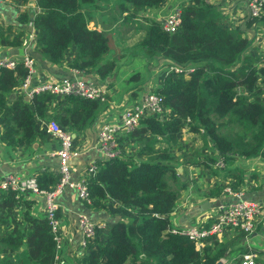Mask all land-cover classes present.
Listing matches in <instances>:
<instances>
[{
	"label": "trees",
	"instance_id": "obj_1",
	"mask_svg": "<svg viewBox=\"0 0 264 264\" xmlns=\"http://www.w3.org/2000/svg\"><path fill=\"white\" fill-rule=\"evenodd\" d=\"M96 1L33 0L39 12L30 18L19 13L16 21L20 29L16 32L10 24L0 25V45L19 47L24 25L30 22L38 52L31 55L37 61L43 62L42 56L49 64L58 65L72 50L68 67L94 72L103 82L109 77L115 79L116 58L111 57L108 28L88 25L93 19L92 9L98 8ZM104 1L107 4L102 7L111 4L117 15L111 13L102 26L112 21L121 25L130 21L135 31L141 30L135 52L146 68L166 64L165 68L192 70L186 76L182 72L159 73V83L152 91L170 108L169 117L159 120L146 115L137 128L120 132L121 138L139 145L138 160L115 156L96 161V172L86 182L90 203L80 201L88 209H105L113 218L107 217L111 224L88 240L76 264H214L227 250L223 239L207 238L203 248L197 250L186 236L167 231L169 214L191 181L186 166L178 162L172 149L180 147L182 120L188 118L190 130L201 138L206 135L213 149L224 156L226 168L222 170L212 167L213 157L207 160L210 173L219 179L233 177L228 167L235 157H258L264 161V87L257 83L258 76L264 80V69L255 68L259 58L252 54L246 36L252 29L251 21L228 27L218 7L204 0H191L192 3L172 8L160 20L141 18L140 12L158 7L165 0ZM175 10L179 11L178 27L172 33L162 30V20ZM25 72L20 61L12 68L0 67V142L11 148L29 146L34 140L44 142L48 136L37 121L52 117L61 128L74 133L75 143L91 127L105 103L76 95L57 97L48 92L33 93L28 101L20 94L8 100L7 94L17 87ZM133 74L138 79L139 73ZM128 78L135 80L132 75ZM114 79L103 85L108 88ZM132 82L135 88L142 86L139 79ZM51 107H55L53 112L47 114ZM231 127L236 131L231 132ZM199 128L203 133H199ZM205 143L211 147L207 140ZM193 156L185 160L193 167L206 160L201 151ZM200 157L203 158L199 160ZM178 164L182 165L179 173ZM236 171L234 187L242 182V170ZM58 179L56 171L42 170L35 175L39 190L51 189ZM260 186L262 195L264 174ZM221 187L215 186L209 195L217 197ZM18 198L16 190H0V210L12 208ZM3 214L0 224L4 223ZM59 216L57 209L55 217ZM240 236L244 233L238 232L234 237ZM247 250L241 248L239 252ZM55 257V241L46 218L30 228L13 227L11 232L0 234V264H57Z\"/></svg>",
	"mask_w": 264,
	"mask_h": 264
},
{
	"label": "crops",
	"instance_id": "obj_2",
	"mask_svg": "<svg viewBox=\"0 0 264 264\" xmlns=\"http://www.w3.org/2000/svg\"><path fill=\"white\" fill-rule=\"evenodd\" d=\"M189 2L192 3L191 0H185L182 4ZM204 2L216 5L218 7V10L220 11L228 27H234L235 25L245 22L246 20L251 21L252 29L246 34V36L250 42V50L252 54L259 58L255 68L264 69V11L258 18H247L243 0H204ZM175 7L174 5L170 4L169 0H165L158 7L141 11L140 16L141 18L149 17L155 20H160L165 15H167L172 10V8ZM100 8L101 7L95 10L92 9L93 19L89 21L88 24L92 28L100 29L102 27V22L107 18L103 12L99 11ZM110 8L111 7L109 5V9ZM37 12H39V10L34 4L33 0H1L0 25L5 26V24H10L12 31L16 32V30L20 29V25L16 21L19 13H25L30 18ZM24 28L25 30L22 37V44L16 48H7L0 45V58L6 57L9 59L19 60L23 55L31 57L34 60L36 69L33 83L37 80L41 81L46 78L57 79L69 75V67L67 66V63L72 57V50L68 51V54L65 55L64 59L58 65L49 64L45 59L42 58V56H40V59L43 60V62H39L31 55V53L37 52L35 46L33 45L34 29L32 28L30 22L26 23ZM112 56H114L113 53L111 54V57ZM161 66L166 67V64H162ZM83 73L90 77L94 83L100 86L103 85L104 82L114 79L113 77H109L108 80L106 79L103 82L99 80L94 72ZM128 79L129 78H127V76H124V73L118 72L116 73L113 83L115 84V82L121 81H125V83H122L119 88L116 86H109L108 88L104 86L108 93V101L105 103V105H103L99 115L92 123L91 127L82 132V134L78 136L76 142L74 143L76 148L79 149L80 154L78 157L73 158L70 162L71 181L76 180L80 176L87 162L93 158L96 160L100 159L99 155L90 148L96 139L98 127L106 122L116 125L121 109L138 100V93L141 97L143 93L149 90L152 91V89H150L147 85L149 81L144 82V85L135 88L133 87L135 86L133 85V82H128ZM260 82L264 83L262 76H258L257 78V83L259 84ZM158 83L159 75L158 80L156 81V86ZM144 86H148V89L144 90ZM16 92V88L9 92L7 94V99H13L16 96ZM133 92L136 93L133 94ZM262 98L264 99V95H262ZM51 106H53V102L51 103ZM54 108L55 107L49 108L47 114H51ZM37 123L40 125V120H38ZM113 138L117 147L120 148V156L126 157L127 155L125 154V149L129 145L128 138H121L120 131L118 130L113 132ZM55 146L56 142L54 140L48 139V137L44 142L34 140L29 146H22L18 148H11L0 142V179L6 175H12L16 178L35 176L37 172L42 170L55 173L57 160L51 155V151L55 148ZM236 158L241 161L243 166L245 163L246 168L243 169L241 166H237L234 169L232 165L234 164ZM255 163L257 162L254 158L246 159L235 157L233 158L232 164L228 167L232 169V173L234 174L233 177L230 178L227 176L223 179H219L210 173L211 166L208 161H204L203 164L199 166L192 167L193 172L191 173H195L197 176H200L201 181L198 182L193 178L192 181H189L188 187L180 193L178 199L175 202V208L172 211L174 213L172 216H170V220L181 223L182 226H188L195 222L198 217L206 216V213L211 211L214 207L210 206L207 209L201 210L197 207V205L204 201L211 202L217 198L214 195H209L215 186L221 184L222 187L220 190L226 185L231 186V184L235 182V175L238 173L236 169L242 170L241 180L246 181L247 179V182L243 183V186L241 182L240 184L236 185V188L234 187V189H241L243 197L245 198H247L246 196H249L248 199L264 201V194L261 195V191L258 190V188L261 187L260 185L262 182V177H260V179H255L256 181L249 180L247 177V175H250L248 174V168L253 167ZM257 164L264 165V161ZM263 174L264 171L262 172V175ZM17 193L19 198L17 199L15 205L8 210H0V215L4 213V223L0 224L1 235L11 232L13 227L23 229L30 228L34 225V222L41 221L43 218H45L44 203L40 195L30 192ZM56 201L60 214L59 233L63 240L60 250L56 252L57 263L76 264V262L79 261V259L83 256L77 255L79 242V233L76 226L77 214H85L89 219L94 221H104L106 225L111 224L108 221V218H113V215H109L105 209L96 210L93 208L88 209L84 207L82 202L76 198L74 189L68 186L63 188L62 192L57 196ZM190 206L193 208V210H195L192 217L191 215L189 216V214H184V211ZM192 218L196 219L193 221ZM208 223L209 222L207 221V224ZM261 227H264V216L254 231L246 238H244V236L235 238L234 236L237 234L235 232L229 231L225 233L222 239L224 243L227 244V250L225 251L224 257L219 258L221 261L220 264H239L240 254L244 253H240L239 251L241 248H245L246 250L253 248L247 245L244 246V243L247 242L249 236L256 235L257 233L260 234L262 231ZM255 251H257L259 254L261 259V261L260 259L259 261L261 264H264V249ZM68 258L70 259V262L67 260Z\"/></svg>",
	"mask_w": 264,
	"mask_h": 264
},
{
	"label": "built area",
	"instance_id": "obj_3",
	"mask_svg": "<svg viewBox=\"0 0 264 264\" xmlns=\"http://www.w3.org/2000/svg\"><path fill=\"white\" fill-rule=\"evenodd\" d=\"M243 2L248 17L258 18L264 11V0H243ZM179 23V11L175 10L162 20L161 29L172 33L176 30ZM16 61H20L26 69L24 76L18 81L16 95L20 94L26 101L30 100L33 93L36 94L39 92H48L57 97L76 95L98 100L103 103L108 101V93L104 85L100 86L94 83L82 70L69 67V75L57 79L46 78L33 83L36 72L35 63L27 55H23L19 60L1 57L0 67L12 68ZM191 70L189 67L168 66L165 74L168 71V73L171 72L174 74L182 72L186 76ZM261 86L264 87V83L261 82ZM119 113V119L116 125L106 122L101 124L97 129L96 139L90 148L99 155V158L121 157L120 148L117 147L113 138V132L115 130L128 133L137 128L139 120L146 115H153L159 120L163 117H169L170 108L161 103V98L158 94L149 90L143 93L138 101L132 102L124 107ZM188 122L189 119H185L184 125L180 130H185L186 126L188 127ZM40 123V128H44L48 138L56 142V146L51 151V155L57 160L55 171L59 176L58 182L51 189L39 190L36 186L35 176L16 178L12 175H6L0 179V190L10 188L19 193L30 192L42 197L44 215L50 231L53 234L57 252L60 250L63 240L59 233V219L55 217V212L58 209L56 198L62 192L63 188L68 186L74 189L76 198L89 204L90 199L86 182L89 177L94 176L96 172L95 163L100 159L96 160L93 158L87 162L80 176L76 180L71 181L70 162L80 154L79 149L73 143L74 133L61 128L56 119L52 117L40 119ZM199 131L202 132V129H199ZM128 144L125 149V154L126 152L137 151L136 143L129 138ZM133 158L136 159L135 157ZM213 166L219 169L224 167L223 157L218 153H216ZM190 168L191 166L188 165V169ZM180 169V167L177 168L178 173ZM192 178L198 182L201 181V177L195 173ZM218 199L219 205L207 212L206 216L198 217L195 222L188 226L175 227L170 223L167 231L186 236L193 242L195 249L200 250L203 248L204 241L207 238L214 237V239L220 241L224 234L229 231L235 233L242 232L244 233V238H246L263 219L264 201L245 198L241 190H233L228 186L223 187L219 192ZM194 212L195 210L190 206L184 211V214H189L192 217ZM173 213L171 212L169 216H172ZM207 221L209 222L208 224ZM76 226L79 233L77 254L79 256L85 249L88 240L95 237L96 231L106 229L107 225L104 221H94L89 219L85 214L78 213ZM55 258L57 262V254ZM259 259L260 257L257 252L247 251L240 254L239 264H261V259L260 261Z\"/></svg>",
	"mask_w": 264,
	"mask_h": 264
},
{
	"label": "rangeland",
	"instance_id": "obj_4",
	"mask_svg": "<svg viewBox=\"0 0 264 264\" xmlns=\"http://www.w3.org/2000/svg\"><path fill=\"white\" fill-rule=\"evenodd\" d=\"M184 1L185 0H169L170 4L174 5V7L175 6L180 7ZM104 3L107 4V2H105L104 0H97L96 1V6L98 8L101 7L99 9V11L103 12L104 15H106V17L110 16L111 13H112V16H116L117 12L113 10L112 6L109 9V5H111V4L106 5L104 8H102V5ZM149 9H152V8H148L147 10H149ZM102 27L108 28V32L110 33L109 40H110V46H112L111 54L113 53V55L116 58L117 73L118 72L124 73V76H127V78L129 75H132L133 79H135V75L133 73L138 72L139 73L138 79H139L140 83H142V85H143L144 82L149 81L147 85L149 86L150 89H153L156 86V81L158 80V75H159L160 71H163V73L165 75V71L167 70V68H165L164 66H159V68H156V69H148V68H146L143 60L138 58V56L136 55L135 49H137L139 42H140L141 33H142L141 30L135 31L133 29L134 24H132L130 21H127V22L123 23L122 25L117 23L116 21H112V23L106 24ZM138 79H135L132 81H137ZM132 81L128 79V82H132ZM122 83H125V81L115 82V84L112 83L111 87L116 86L117 88H119V86ZM138 85H140V84H138ZM238 91L241 92V88L238 87ZM119 95H120V93H119ZM137 97H139V99H140L139 93L137 94ZM163 116H165V114H163ZM235 131L236 130L234 128L231 129V132H235ZM179 133H180V136H179L180 147L177 148L175 146V147H173L172 150L174 152V155L177 156L176 158H177L179 163H184V165H190L191 166L190 169H188V168L186 169L187 170L186 174H187V177L191 178V181H192L193 180L192 179L193 173H191V172H193V169H192L193 165L187 164L185 162V160L187 158H191V156L193 154H194V156H198L199 151H201L203 156H204V159H206L204 161L207 162V160H210V158L214 156L215 150L208 148L207 144L205 143V140H207L208 145L213 146L208 137L201 138V136L197 135L195 132H191L189 127H187V126H186L185 130H180ZM187 137H189V138H187ZM136 145H137V150H138L139 145L137 143H136ZM211 152L213 154H211ZM126 155L131 156V157H135L137 160L139 159V157L137 156V151L126 152ZM126 157H123V158H126ZM141 158H144V157H141ZM202 158L203 157H200L199 160ZM254 159L256 160L257 163L263 162V160H261L258 157H255ZM247 163H249V162H247ZM257 163H255V165L253 167L248 168V174H250V175H247V177L249 180L256 181L255 179H260V177H262V172L264 171V169H263L264 165L263 164H257ZM201 164H203V162ZM180 166H182V165L181 164L177 165V167H180ZM237 166H241V168H243V169L246 168L245 163L243 166L241 161L236 158L232 167L235 169ZM230 182H231V180H230ZM242 182L243 183L247 182V179H246V181H242ZM230 187L232 189H234L233 183L231 184ZM235 188H236V186H235ZM121 218H122V216H121ZM195 219L196 218H194V219L192 218L193 221ZM170 223L172 225H174L175 227H181L182 226L181 223H178L176 221L173 222L172 220H170ZM261 230L262 231L260 234L257 233L256 235L249 236L247 239V242L244 243V246L247 245V246L253 247L256 250L264 249V227H261ZM67 260L70 262L69 258Z\"/></svg>",
	"mask_w": 264,
	"mask_h": 264
},
{
	"label": "clouds",
	"instance_id": "obj_5",
	"mask_svg": "<svg viewBox=\"0 0 264 264\" xmlns=\"http://www.w3.org/2000/svg\"><path fill=\"white\" fill-rule=\"evenodd\" d=\"M259 85L261 86V82L259 83ZM262 87V86H261ZM185 119H188V118H185ZM185 119L184 120H182V126L184 125V122H185ZM190 122V121H189ZM189 122H188V127H189ZM181 126V127H182ZM189 129H190V127H189ZM199 129H202V128H199ZM191 131V130H190ZM192 132V131H191ZM197 135H199V136H201L200 134H198L197 132H195ZM199 133H203V129H202V132H200L199 131ZM205 138H206V135H205ZM212 147V146H211ZM210 147V148H211ZM211 149H213V147L211 148ZM215 153H214V156H213V161H212V163H211V165H212V167H214V168H216L215 166H213V163H214V161H215V158H216V153H218L219 155H221L222 157H223V162H224V167L223 168H221V169H219V168H216V169H219V170H222V169H225L226 168V163H225V161H224V156L222 155V154H220L217 150H215L214 151ZM211 154H213L212 152H211ZM210 164V163H209ZM186 167H188V165H185ZM182 166H180V168H181ZM178 168V167H177ZM181 170V169H180ZM226 186H228V185H226ZM225 186V187H226ZM228 187H230V186H228ZM231 188V187H230ZM233 190H241V189H233ZM242 191V190H241ZM218 197H219V195L217 196V198L216 199H218ZM215 199V200H216ZM215 200H213V201H211V202H214ZM219 200V199H218ZM213 207V206H212ZM174 208H175V206H174ZM173 208V209H174ZM169 225H170V216H169ZM219 260V259H218Z\"/></svg>",
	"mask_w": 264,
	"mask_h": 264
},
{
	"label": "water",
	"instance_id": "obj_6",
	"mask_svg": "<svg viewBox=\"0 0 264 264\" xmlns=\"http://www.w3.org/2000/svg\"><path fill=\"white\" fill-rule=\"evenodd\" d=\"M219 205V200L216 199L214 202H209V201H204L200 204L197 205L198 208H200L201 210L207 209L210 206L216 207ZM220 260H217L214 264H220Z\"/></svg>",
	"mask_w": 264,
	"mask_h": 264
}]
</instances>
